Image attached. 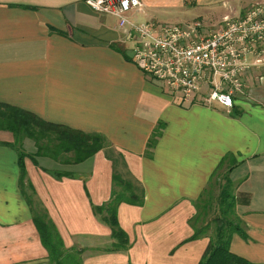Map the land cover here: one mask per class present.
<instances>
[{"label": "crops", "instance_id": "1", "mask_svg": "<svg viewBox=\"0 0 264 264\" xmlns=\"http://www.w3.org/2000/svg\"><path fill=\"white\" fill-rule=\"evenodd\" d=\"M159 1L141 0L133 18L144 21L138 17ZM209 1L221 2L211 9H219L215 16L192 18L204 31L219 29L225 15L243 14L252 0L179 5ZM132 46L113 16L94 12L84 0H0V102L106 140L72 163L33 155L35 145L26 138L30 155L21 179L13 134L0 129V264H51L29 198L34 208H44L80 264H198L208 238L188 240L189 219L224 165L226 172L231 166L246 233L234 234L230 249L264 264V69L245 74V94L230 108L188 104L137 68ZM113 159L118 174L143 193L141 205L117 207L130 242L126 250H108L110 229L92 210L110 197Z\"/></svg>", "mask_w": 264, "mask_h": 264}, {"label": "built area", "instance_id": "2", "mask_svg": "<svg viewBox=\"0 0 264 264\" xmlns=\"http://www.w3.org/2000/svg\"><path fill=\"white\" fill-rule=\"evenodd\" d=\"M108 14L131 40V59L143 73L188 104L230 108L244 95L245 74L264 69V0H252L241 15H225L219 29L204 31L200 20L169 24L136 21L141 0H84Z\"/></svg>", "mask_w": 264, "mask_h": 264}, {"label": "trees", "instance_id": "3", "mask_svg": "<svg viewBox=\"0 0 264 264\" xmlns=\"http://www.w3.org/2000/svg\"><path fill=\"white\" fill-rule=\"evenodd\" d=\"M0 129L8 130L13 134L11 146L17 151L21 179L26 174L23 159L30 155L23 150V141L26 138L34 142L36 151L33 155L72 163L87 159L102 149L106 143L101 134L84 132L64 124L50 122L29 110L4 102H0ZM158 134L157 129L149 140L150 148L154 146ZM64 154L70 156L66 160H61L60 157ZM117 163L113 159L112 188L109 199L100 206L92 205L93 213L110 229L112 243L108 250H126L130 246L128 235L118 221V205L121 202L141 205L143 202L142 190L130 179L118 174L115 167ZM219 167L194 203L196 211L189 219L193 234L188 240L208 238V244L198 264H256L230 249L232 236L237 234L245 237L246 233L236 212L234 196L236 184L228 176L231 166L221 176L223 182L217 184L219 188L217 195L212 193L211 182ZM28 202L33 210V223L39 233L41 244L47 250L50 263L80 264L78 252L64 246L60 233L44 208H34L30 198Z\"/></svg>", "mask_w": 264, "mask_h": 264}, {"label": "rangeland", "instance_id": "4", "mask_svg": "<svg viewBox=\"0 0 264 264\" xmlns=\"http://www.w3.org/2000/svg\"><path fill=\"white\" fill-rule=\"evenodd\" d=\"M192 4L193 1H190ZM186 5L184 8L179 5V0H160L158 4L155 6L157 9H149L148 10V16H139V20H153L158 22H164L169 24H185L188 23L189 20L194 19V17L201 15L204 17V19H211L215 15H212L213 13H216L217 10H211L212 8H217L220 5L221 2L213 3V2H207L204 5L200 7H195V5ZM212 15V16H210ZM193 21V20H192ZM191 22V21H190ZM213 29H215L213 27ZM212 29V30H213ZM238 98L235 99L237 101ZM32 141V140H31ZM33 142V141H32ZM34 143V142H33ZM23 150L26 151V149L23 147ZM70 155L64 154L62 157H60L61 160H66V158ZM226 173V168L224 166H220L216 172V175L212 179V193L216 196L219 188L217 184H221L223 182V176ZM218 178V179H217ZM218 180V181H217ZM196 211V210H195Z\"/></svg>", "mask_w": 264, "mask_h": 264}]
</instances>
